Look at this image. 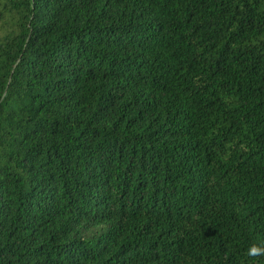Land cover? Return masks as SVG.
Segmentation results:
<instances>
[{"label": "trees", "instance_id": "1", "mask_svg": "<svg viewBox=\"0 0 264 264\" xmlns=\"http://www.w3.org/2000/svg\"><path fill=\"white\" fill-rule=\"evenodd\" d=\"M0 264H264V0H0Z\"/></svg>", "mask_w": 264, "mask_h": 264}, {"label": "clouds", "instance_id": "2", "mask_svg": "<svg viewBox=\"0 0 264 264\" xmlns=\"http://www.w3.org/2000/svg\"><path fill=\"white\" fill-rule=\"evenodd\" d=\"M251 251H252V252H255V251H256V249H254V248H253Z\"/></svg>", "mask_w": 264, "mask_h": 264}]
</instances>
